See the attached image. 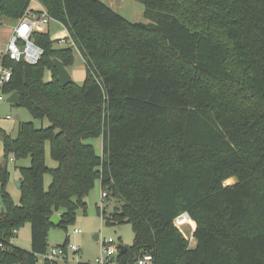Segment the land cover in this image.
<instances>
[{"label": "trees", "instance_id": "trees-1", "mask_svg": "<svg viewBox=\"0 0 264 264\" xmlns=\"http://www.w3.org/2000/svg\"><path fill=\"white\" fill-rule=\"evenodd\" d=\"M33 1L0 0L1 22L45 10L75 46L37 32L36 64L1 61L12 71L3 93L50 126L22 122L16 138L0 128V264H59L48 257L51 219L66 229L98 181L116 202L100 211L105 224L135 235L118 264H264V0H137L148 23L98 0ZM74 49L86 77L62 87L54 60L69 69ZM99 138L102 155L88 143ZM10 158L31 161L18 169L19 204ZM184 214L194 246L175 225ZM26 224L30 250L12 242Z\"/></svg>", "mask_w": 264, "mask_h": 264}, {"label": "rangeland", "instance_id": "rangeland-1", "mask_svg": "<svg viewBox=\"0 0 264 264\" xmlns=\"http://www.w3.org/2000/svg\"><path fill=\"white\" fill-rule=\"evenodd\" d=\"M104 3L106 6L114 10L116 13L123 16L125 19L132 23H148L149 21L144 17L145 6L142 2L137 0H98ZM40 5L33 2V7L39 9ZM2 27H0V53L7 49L12 31L8 27L15 25V22L7 19L2 20ZM9 30L6 32L4 30ZM49 32L52 40L56 41L57 46L66 45L64 43L58 44L59 40H64L69 37L66 28L57 21L51 20L47 31ZM67 42V40L65 41ZM75 64L68 69L71 74L73 81L77 84L82 85L85 78L86 66L83 62V58L74 49ZM81 75V76H80ZM46 80H50V74L46 75ZM0 96L4 98V101L0 104V128L6 131L12 138H16L18 135V127L22 122H32L36 128L48 127L50 123L48 120H38L34 119L27 108L23 106H17L8 103V99L11 95L3 93V87L0 85ZM7 117H10L7 119ZM88 143L93 145L96 152L102 155L103 138L90 139ZM46 162L51 168L57 166V163L52 160L50 155V144L46 145ZM4 148L3 142L0 137V165H4ZM31 164L30 158L15 161L10 158L8 161V169L10 171V180L7 184V191L11 195L13 201L19 204L20 201V188L17 182L20 179V167H29ZM234 179H231L227 184H233ZM51 183V177L46 176V187L48 188ZM87 209H79L76 213L75 220L67 225V228L63 227H52L49 231V248L48 254L51 253L53 249L61 248L65 241L67 244V258L58 259L59 264H96V261L101 257H106L102 243L104 240L112 239L115 242V246L122 245L124 247H131L134 244L135 235L132 226L128 223L115 226H107L103 217L100 215V211L106 207L107 216L113 212L116 205L115 201L110 203H105L102 195V189L100 182L95 184L94 189L86 198ZM100 208V210H99ZM5 211V205L1 197V187H0V215ZM186 229V230H185ZM75 230L81 231L80 234H75ZM182 234L188 239H192L193 242V232L192 225H184L180 228ZM98 236V240L96 239ZM12 242L15 246L20 247L24 250L31 249V226L26 224L19 232L18 235L13 238ZM193 242V243H192ZM77 247V251L71 250V247ZM38 264H44V257H39ZM110 264H118L117 255L112 258Z\"/></svg>", "mask_w": 264, "mask_h": 264}, {"label": "built area", "instance_id": "built-area-1", "mask_svg": "<svg viewBox=\"0 0 264 264\" xmlns=\"http://www.w3.org/2000/svg\"><path fill=\"white\" fill-rule=\"evenodd\" d=\"M51 19L48 16L47 12L43 10L40 15H36L33 12L27 11V13L18 21L17 25H15L13 34L10 39V43L2 53H0V85L3 87L7 83L10 82L12 78V71L9 68H6L2 65V60L7 58L12 61L21 62V58L24 57L25 62L36 64L41 56L43 55V49L38 46L33 38V35L37 32H45L47 31V27L50 23ZM2 26V22L0 20V27ZM70 45L72 42H65L66 39L60 40V42ZM4 101V98L0 96V104ZM10 117H7L9 119ZM103 198L106 197V194L103 193ZM185 214L178 217L175 220V225L177 228H182L184 225H189V223L184 222ZM103 217V216H102ZM191 225V224H190ZM81 231L75 230V234H80ZM103 251L106 257H101L96 261V264H110L112 258L115 255H118L119 247L115 246V242L110 240H104L102 243ZM71 250L76 252L78 249L75 246L71 247ZM50 259L58 260L60 258H67V248H59L53 249L51 253L48 255ZM152 257L150 255H146L138 261V264H151Z\"/></svg>", "mask_w": 264, "mask_h": 264}, {"label": "water", "instance_id": "water-1", "mask_svg": "<svg viewBox=\"0 0 264 264\" xmlns=\"http://www.w3.org/2000/svg\"><path fill=\"white\" fill-rule=\"evenodd\" d=\"M24 61H25V59H24V57H22L21 62H24ZM54 65H55V68H56L57 73H58V81H59L60 85L62 87L69 85L73 81V78H72L71 74L69 73L68 69L66 68V66L64 65V63H62L59 60H54ZM8 103L13 104V105H18L19 104L18 95L12 94L10 96V98L8 99ZM17 185L19 188H21L20 182H17ZM51 223L58 227L62 223V218L58 215H54L51 219ZM96 239L98 240V236H96ZM118 247H119L121 254H124L127 251V247H124L122 245H119Z\"/></svg>", "mask_w": 264, "mask_h": 264}, {"label": "crops", "instance_id": "crops-1", "mask_svg": "<svg viewBox=\"0 0 264 264\" xmlns=\"http://www.w3.org/2000/svg\"><path fill=\"white\" fill-rule=\"evenodd\" d=\"M33 2L38 3L37 0H34ZM39 7H40V8H43L42 6H39ZM32 9H35V8L33 7V3H32ZM15 25H16V23H15ZM15 25L12 26V27H10V26L8 27V29H10V30L12 31V33H10L9 30H7V29L4 30V31L9 32V33L12 35V34H13V30H14ZM2 26H3V25H2ZM2 26H1V27H2ZM10 39H11V38H10ZM61 43H62V41H61ZM83 62H84V59H83ZM80 76H81V75H80ZM85 77H86V73H85ZM84 80H85V78H84ZM102 153H103V147H102ZM99 155H100V154H99ZM18 182H19V181H18ZM194 231H195V228L192 226V232H194ZM192 238H193V236H192ZM190 240H192V239H190ZM193 242H194V241H193ZM193 242H192V243H193ZM194 244H195V243H194ZM192 246H194V245H192Z\"/></svg>", "mask_w": 264, "mask_h": 264}, {"label": "bare ground", "instance_id": "bare-ground-1", "mask_svg": "<svg viewBox=\"0 0 264 264\" xmlns=\"http://www.w3.org/2000/svg\"><path fill=\"white\" fill-rule=\"evenodd\" d=\"M183 220H184V222L189 223V222L187 221V219H186V215L184 216ZM185 230H186V229H185Z\"/></svg>", "mask_w": 264, "mask_h": 264}]
</instances>
